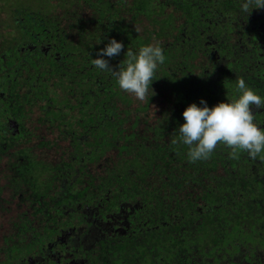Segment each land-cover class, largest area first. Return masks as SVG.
Returning <instances> with one entry per match:
<instances>
[{"label": "trees", "instance_id": "obj_1", "mask_svg": "<svg viewBox=\"0 0 264 264\" xmlns=\"http://www.w3.org/2000/svg\"><path fill=\"white\" fill-rule=\"evenodd\" d=\"M88 2L90 18L81 17L78 26L79 63L86 67L78 86L87 92L82 102H90L86 111H91L86 119L93 126L101 115L113 116L114 132L125 117L135 118V110L151 108L154 122H145L147 132L139 130L136 119L127 126L129 135L144 138L136 150L132 144L131 160L117 157L126 149L120 145L108 160L91 156L90 164L81 157L77 169L45 166L29 141L15 148L11 138L0 135V212L8 203L19 205L16 215L0 216L5 219L0 256L33 254L64 235V245L82 264H264V153L251 159L238 150L231 156L229 147L218 144L207 159L191 162L188 146L171 142L188 104L203 98L211 107L237 98L239 78L264 97V9L246 17L239 11L241 0ZM155 12L181 16L179 33H167L171 25L154 18ZM128 17L143 33L126 24ZM163 29L159 46L165 61L150 100L133 98L110 72L92 63L108 38L125 45L110 59L115 69L128 51L156 44ZM253 111L264 127V108L253 106ZM56 142L54 137L37 143L44 149Z\"/></svg>", "mask_w": 264, "mask_h": 264}, {"label": "flooded vegetation", "instance_id": "obj_2", "mask_svg": "<svg viewBox=\"0 0 264 264\" xmlns=\"http://www.w3.org/2000/svg\"><path fill=\"white\" fill-rule=\"evenodd\" d=\"M89 13L91 2L88 0H18L15 3L0 0V64L8 63L10 69L0 76L1 136L12 140L32 137L33 130L37 129L31 125L34 120L28 113H24V116L30 118L27 119V125L18 119L16 112L22 111V108L13 103L21 96L20 89L29 83L38 82L44 77L49 82L45 83L46 87L51 88L53 93L63 89L70 94L69 98L76 90L80 70L86 71V67L79 63L82 53L78 26L81 17L85 16L87 20L90 18ZM10 79L12 82L7 84ZM21 79L23 84L17 86L16 81ZM42 98L44 101L40 108L45 111V115L57 111L45 96ZM58 103L64 106L67 104L65 101ZM80 103L83 104L82 99ZM68 105L72 107L76 103ZM63 111H59V114ZM57 126L47 119L41 129L46 134L47 130L49 133L54 132L56 141L60 142L69 134L62 130L52 132L53 127ZM41 139L46 140V136H41ZM65 239L64 235H59L33 254L3 253L0 264H82L81 257L74 255L64 245Z\"/></svg>", "mask_w": 264, "mask_h": 264}, {"label": "clouds", "instance_id": "obj_3", "mask_svg": "<svg viewBox=\"0 0 264 264\" xmlns=\"http://www.w3.org/2000/svg\"><path fill=\"white\" fill-rule=\"evenodd\" d=\"M253 9H264V0H241V15L248 17ZM124 49L122 41L108 38L104 47L97 50L92 63L98 70L110 72L124 92L141 101L150 100L155 95L151 85L158 66L165 61L162 47L149 43L135 52L128 51L127 60L113 69L110 59L120 56ZM236 87L239 95L235 99L222 100L210 107L201 98L199 104L190 103L183 110L178 138L171 142L187 145L191 162L207 159L218 144L229 147L231 156L238 150L246 151L251 159L264 153V127L256 122L253 111V106L264 108V97L247 85L244 78L237 80Z\"/></svg>", "mask_w": 264, "mask_h": 264}, {"label": "rangeland", "instance_id": "obj_4", "mask_svg": "<svg viewBox=\"0 0 264 264\" xmlns=\"http://www.w3.org/2000/svg\"><path fill=\"white\" fill-rule=\"evenodd\" d=\"M6 1L12 2V3L18 2V0H6ZM166 13H169V12H166ZM152 16L154 18L163 19V24L171 25V28L167 29L168 30L167 33L170 34L171 31H173L174 34L179 33L178 25L181 22V16L180 18L177 17L174 19L173 18L170 19V16H168L167 14L160 13V12H155ZM126 24L128 26L134 27L135 30L137 31V34H141L144 31L141 25L140 26L137 25L135 22H133V19H130L129 17L126 19ZM152 26L153 24H150L148 26V29H151ZM130 31L131 33L133 32L132 28L130 29ZM164 31L165 30L163 29L160 32L159 37L155 38L153 43L161 44L160 41L162 40V38L165 37ZM190 43L191 44H189L188 46L189 49L191 46L194 45L195 41L191 40ZM7 64L4 65L2 62L0 64V76L1 77L6 71H10L9 66ZM9 82L11 83L12 79H10V81L8 80L7 84H9ZM16 83H17V86H19L23 84V81L21 79L20 81H16ZM45 83L48 84L49 82L44 77L43 78L41 77L38 80V82L29 83L27 87L20 89L19 94L21 96H19V98L13 102L15 106L19 104V106L22 108V111L19 110L16 112V114L19 115L18 119H20L21 121H24L25 124L27 125L28 124L27 121L30 119L29 117H31L34 120V122L31 123V125L37 128L33 130L32 137L24 136L21 138L13 139L14 146L15 148L24 147L25 145H28L26 142L29 141V145L33 146V148L35 149L34 151H35L36 158L45 166L49 165L50 167H53L55 169L58 167L64 168V165H69L77 169L80 164V161H83L82 159H84V157L85 159L89 160V163L91 164V156H94L95 158L96 157L97 158H105V157L107 158L109 157V155L115 156L116 155L115 152L118 153V151H120V148H119L120 145H125L126 149L123 150L124 153L122 154L119 153L117 157L120 160L121 158H127L131 160L133 156L130 155L129 152H131L130 148L132 147V144L136 150L138 147V144L143 143L144 138L142 139L141 137L136 136V135H133V136L129 135L127 131V126L130 125L129 123L131 124L135 123L132 120L136 119V123L137 124L139 123L138 124L139 130H141L142 132L144 131L147 132L146 131L147 126L145 125V122H148V121H150L151 123L154 122V120L150 117V115L153 114L154 110L150 108L146 112H143V111L139 112L135 110L134 111L135 118L125 117L123 121L124 123L117 124L116 126L117 129L114 130V132L110 130L109 124L111 125V123H117V122L113 116L109 117L106 114L101 115L103 119L95 120L92 123L93 126H91V122H88V120L86 119L88 114L91 115V111L90 112L86 111L89 108L90 102L86 101V103H83V104L80 103L85 93L84 90L80 92L79 90L80 86H78L76 90H74L73 94H71L69 98L70 94H68L66 90L58 89V93H53L52 89L49 87H46L47 84ZM41 88H43V90ZM155 89L157 90V87H155ZM25 93H27L26 96H23ZM42 96H45L47 98V102H50L52 105H54L57 111L49 112L48 114L45 115V111L40 108V104L43 103L44 101ZM49 98H51L50 101H49ZM133 98L137 99L135 96ZM63 101L67 103L66 106L62 105L61 103H58V102H63ZM72 102H75L76 105L75 106L72 105V107H70L68 104ZM135 105L137 106L138 104H135ZM61 110H64V111L62 114H59V111ZM24 113L25 114L28 113V115L30 116L29 117L24 116ZM47 119H50L53 125H58L57 127H53L52 132L62 130V132H64L65 134H69V136H67L66 139L60 142L59 141L56 142L57 145L50 144L49 146L44 147V149H40L41 147L38 148L37 142L40 140L41 136L45 135L47 140H53L54 137H56V134H54V132L49 133V131L47 130L48 134H46L41 129V126L45 123ZM106 141H111L113 144L107 145ZM81 157L83 158L81 159ZM113 160H117V159H113ZM96 162H99V161H96ZM43 178L44 177L42 176V179ZM3 183L4 181L0 179V186H3ZM3 189L8 191L6 187H4ZM7 193L9 194V191L4 194L8 195ZM18 206L16 204L12 205L11 203L10 204L8 203V206H7L8 210L1 211L0 216H2L4 213H5V216H7V218H9L10 215H16V213L13 211ZM4 220L5 219L3 217H0V221L4 222Z\"/></svg>", "mask_w": 264, "mask_h": 264}]
</instances>
